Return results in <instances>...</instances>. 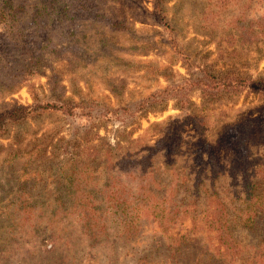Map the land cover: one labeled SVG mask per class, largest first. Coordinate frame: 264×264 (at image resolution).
I'll return each instance as SVG.
<instances>
[{
  "label": "rangeland",
  "instance_id": "1",
  "mask_svg": "<svg viewBox=\"0 0 264 264\" xmlns=\"http://www.w3.org/2000/svg\"><path fill=\"white\" fill-rule=\"evenodd\" d=\"M70 2L45 0L42 5L41 0H16L25 4L26 12H20L17 29L22 33L15 40L6 36L5 22L0 20V117L7 115L8 120L0 135V264L217 261L206 232L173 243L150 223L131 240L117 237L111 228L108 239L87 241L76 214L69 210L61 175L69 156L80 150L92 152L94 146L102 185L106 149L112 146L117 155L129 150L141 156L140 149L145 148V154L148 148L139 137L157 144L154 158L162 174L175 155L183 159L190 154L197 139L190 118L176 105L182 98L176 86L206 72L264 75V36H241L239 27L264 9V0ZM67 24L75 29L66 39L61 29ZM230 33L237 39L233 41ZM67 99L78 105L73 114L40 107ZM191 99L196 104L191 108L210 112L211 152L224 156L230 180L244 181L254 169L264 167V129L243 124L259 114L264 95L246 89L209 104L193 89ZM17 107L33 111L26 117L8 115ZM165 134L168 139L156 141ZM41 141L47 142L46 152L29 159L23 152ZM25 169L32 176L27 181ZM22 196L37 202L38 213L43 214L37 227H17L12 233L2 221L18 218L14 207ZM58 196L68 201L62 209L53 208ZM60 231L67 241L54 240L53 234ZM234 233L244 246L243 259L254 257L264 243L263 224L238 227Z\"/></svg>",
  "mask_w": 264,
  "mask_h": 264
},
{
  "label": "trees",
  "instance_id": "2",
  "mask_svg": "<svg viewBox=\"0 0 264 264\" xmlns=\"http://www.w3.org/2000/svg\"><path fill=\"white\" fill-rule=\"evenodd\" d=\"M50 1L55 3L66 0ZM75 1L72 0L68 5ZM2 2L0 20L5 22L6 36L15 40L17 36L20 37L19 33H22L20 28L17 29L18 20L21 18L20 12H26V6L24 3H16V0ZM41 3L46 5L45 0H41ZM156 6L159 7V4ZM244 15L246 18L247 14ZM67 25L61 29L66 39L75 29L72 24ZM239 27L241 36H264V9ZM68 29L70 33H67ZM229 37L234 41L238 36L230 33ZM260 58H263V55ZM27 77L26 79H29ZM176 88L182 93V98L177 100L176 105L190 118L193 137L197 139L194 149L189 150L190 154L183 155V159L180 158L182 156L175 155V159L167 163L162 174L154 158L158 152L157 144H149L140 137L137 138L148 148L145 154V148L140 149L143 151L141 156L129 150L117 155L115 148L109 146L103 158L106 179L99 185L95 167L98 150L93 146V151L89 153L76 151L65 162L67 170L61 175V183L65 186L67 200L70 202L69 210L76 214L75 219L84 229L82 233L86 235L85 239L92 243H98L103 238L108 239L111 228H114L117 237H122L125 241L131 240L142 233L145 224L150 223L156 230L167 234L173 243H181L192 235L206 232L213 243L217 261L205 264H239L241 260L244 264H264V243L254 257L243 259L244 246L234 233L238 227L254 229L264 225V167L254 169L247 174L244 181L237 178L230 180L224 156L211 152V142L207 138L211 129L209 110L191 108L192 104H195L191 99L193 89L199 90L202 101L209 104L238 95L246 89L264 95V75L206 72L201 78L187 79ZM69 102V99L63 103L48 102L40 107L42 110H62L73 114L78 105H70ZM27 108L17 107L8 115L17 118L19 113L18 115L26 117L33 111ZM6 116L0 117V135L7 130ZM243 124L248 128L257 125L264 129V104L261 105L257 116L245 119ZM97 137L102 138L99 133ZM166 138L168 139L167 134L158 137L156 141L161 142ZM46 143H35L23 153L29 159L34 155H41L46 152ZM178 143L179 140L176 143L175 139V147ZM176 151L175 153H179ZM26 171L25 169L26 175L23 176L25 181L32 178ZM226 184L236 187L231 189ZM67 200L58 196V206L53 208L62 209ZM14 209L18 218L12 220L8 217L2 221V225L8 227L12 233L17 227H23L25 230L28 227H37V221L43 214L38 213L37 202L24 196L19 199ZM60 232L53 234L54 240L60 243L67 241L64 231ZM111 251L115 254L116 246L111 248Z\"/></svg>",
  "mask_w": 264,
  "mask_h": 264
}]
</instances>
